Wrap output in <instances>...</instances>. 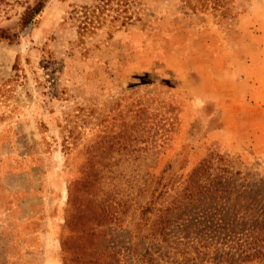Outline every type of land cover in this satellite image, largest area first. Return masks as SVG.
<instances>
[{
	"label": "rangeland",
	"instance_id": "374dc122",
	"mask_svg": "<svg viewBox=\"0 0 264 264\" xmlns=\"http://www.w3.org/2000/svg\"><path fill=\"white\" fill-rule=\"evenodd\" d=\"M105 2L0 1V264H264V0Z\"/></svg>",
	"mask_w": 264,
	"mask_h": 264
},
{
	"label": "trees",
	"instance_id": "16d2710c",
	"mask_svg": "<svg viewBox=\"0 0 264 264\" xmlns=\"http://www.w3.org/2000/svg\"><path fill=\"white\" fill-rule=\"evenodd\" d=\"M103 1H106L105 2L106 4L116 3L117 9H118L117 17L120 16L121 14H125L124 18H127V19H130L131 15H129L128 13L131 9L132 4L136 2V0H103ZM44 6L45 4H43L42 2H39L35 8H28L24 16L22 17V22L24 23V25H28L32 23L33 19L35 18V15L41 12ZM0 38L11 40V39L16 38V34H13L8 30L1 29Z\"/></svg>",
	"mask_w": 264,
	"mask_h": 264
},
{
	"label": "crops",
	"instance_id": "0c3cea01",
	"mask_svg": "<svg viewBox=\"0 0 264 264\" xmlns=\"http://www.w3.org/2000/svg\"><path fill=\"white\" fill-rule=\"evenodd\" d=\"M257 93L260 91V93H261V96H258L260 99H262V98H264V86L262 87H260V86H257ZM260 99H256L257 101H256V103H257V105H259L260 104V106H262V105H264V99H262V100H260Z\"/></svg>",
	"mask_w": 264,
	"mask_h": 264
}]
</instances>
